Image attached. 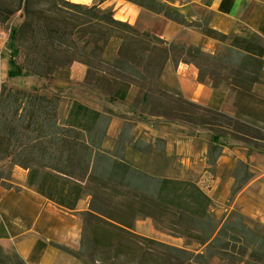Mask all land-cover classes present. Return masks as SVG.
Masks as SVG:
<instances>
[{
  "label": "trees",
  "instance_id": "1",
  "mask_svg": "<svg viewBox=\"0 0 264 264\" xmlns=\"http://www.w3.org/2000/svg\"><path fill=\"white\" fill-rule=\"evenodd\" d=\"M127 1L190 26L184 15L158 0ZM19 12L22 23L9 27L10 19ZM0 26L10 30V78L59 77L67 84L73 63L90 69L95 59L113 61L123 74L139 75L142 51L161 54L160 59H150V65L161 71L171 61L193 64L199 70V82L211 86L215 94L230 91L235 96L233 116L218 108L205 109L209 119L204 126L213 132L209 162L221 154V132L264 151V38L256 33L224 34L207 27L202 32L206 37L230 41L224 50L211 53L199 44L167 42L140 32L99 5L69 0H0ZM152 42L165 43L170 49L148 46ZM136 43L139 47L132 46ZM162 76H158L159 83ZM65 88L46 94L38 87L27 91L2 84L0 164L8 162L26 170L27 187L66 210L75 211L78 202L89 197V209L80 213L84 225L81 245L87 243L86 225L94 246L109 250L101 260L105 264H210L209 257L233 264H264V236L241 215L222 223L215 215L213 200L197 183L152 175L132 164L124 143L129 137L127 128L120 136L122 144L113 150L105 148L111 116L75 99L62 111L59 93ZM133 90V84L121 82L110 101L127 102ZM140 94L137 101H150L147 91ZM0 185L20 189L13 170L2 167ZM144 218L164 226L174 237L206 246L207 255L190 256L185 248L137 234L135 223ZM0 264L28 263L21 256L16 263L5 256Z\"/></svg>",
  "mask_w": 264,
  "mask_h": 264
},
{
  "label": "crops",
  "instance_id": "2",
  "mask_svg": "<svg viewBox=\"0 0 264 264\" xmlns=\"http://www.w3.org/2000/svg\"><path fill=\"white\" fill-rule=\"evenodd\" d=\"M69 1L83 5H99L102 9L111 10L117 20L137 26L141 30H150L167 41H175L187 35L191 37L189 44H201L206 50H214L219 45L216 40L204 36L200 31H194L172 20L164 19L160 14L127 0ZM175 1L185 2L180 10L182 15L187 16V12L193 7L210 14L209 27L224 34L251 32L264 38V0ZM195 17L192 15V18ZM76 66L84 73L85 78L87 67L80 63L73 65L71 70L74 71ZM198 74L199 70L193 64L169 63L162 81L168 87L177 89L190 101H195L204 107L218 108L231 116L235 115L236 108L231 98L232 92L225 91L223 96L215 94L211 86L198 81ZM118 120V117L113 115L108 128L104 145L110 150L122 144L120 136L123 126L118 125ZM143 126L146 135L151 134L164 141L162 158L158 155L155 143L148 145L150 146L148 150L145 149L146 142L149 144L150 141L141 134H136L135 129L139 127L134 126L128 141L124 142L127 146V159L132 164L152 175L180 180H184V174L190 169L203 165L202 179L196 183L214 203L221 208H238L243 215L259 218L264 222V166L259 164L264 153L249 154L246 148L230 143L229 146L222 145L221 154L215 163H210L208 159L212 142L211 133L207 139L204 136L197 138L196 135L186 134L182 135H186L185 137H181V131L175 124L163 127L167 128L168 133L156 130L147 123ZM238 162L246 164L249 177L235 191L239 185L237 184L238 176L235 174ZM174 167L177 169L174 170ZM13 177L20 189H6L0 185L1 245L13 247L28 264H105L85 263L80 257L65 250L77 249L81 245L84 225L80 213L89 209V197L81 199L75 211H69L40 195L35 188L27 187L26 170L15 167ZM202 183L204 186L201 185ZM143 221L153 220L151 218L137 220L134 231L139 235H142L139 224ZM163 234L161 236L158 233H152L150 237L174 245L171 240L174 237L165 234L171 239H164Z\"/></svg>",
  "mask_w": 264,
  "mask_h": 264
},
{
  "label": "rangeland",
  "instance_id": "3",
  "mask_svg": "<svg viewBox=\"0 0 264 264\" xmlns=\"http://www.w3.org/2000/svg\"><path fill=\"white\" fill-rule=\"evenodd\" d=\"M159 2L177 10L179 13H181L180 10L182 8V5L185 4V2L183 1L177 3L175 0H160ZM187 13V16H185L184 14L183 15L190 22L189 28H191L192 30L200 31L202 33L207 27H209L210 14H208L207 12H201L199 9L193 7ZM192 15H195L196 17L192 18ZM163 17L164 19H168L165 16ZM22 20L23 19L20 16V12L15 14L8 23L9 27H18L22 23ZM134 27L137 28L140 32L147 31L152 33L150 30H141L137 26ZM9 33L10 30L6 26H0V88L3 83H7L9 86L15 89H24L27 91H31L33 88L38 87L41 88L46 94H55L58 93V87H66L64 90H62V92L59 93V95L62 97V111L66 109L67 105L70 103L71 100L75 99L87 104L92 108H97L99 110H102L103 112L108 113L111 118L113 115H116L119 119L118 125L122 124L123 128L128 129V136L131 135L132 128L134 126H138L139 128L135 129L136 134H141L145 139L150 141L149 144H147L148 142H146L147 147H145V149L148 150L150 147H148V145L155 143V145H157L158 155H161V158L164 141L161 138H157L151 134L146 135V131L144 130L145 128L143 126L145 123H147L149 126H153L154 128H156V130H160L163 132L167 131L166 133H168V130L167 128H163L164 126H172L173 124L178 125V129H180L181 131V137H185L186 135H196L197 138L199 136H204L207 139L209 133H211L213 142V132H211L204 126V123H206V121L209 119V115L205 111L206 107L202 106L201 104L195 101H190L189 99L184 98L177 89L168 87L163 81H161L160 83L157 81L159 74H164L166 68L165 70L161 71V68L156 66L155 64L150 65V59L152 58L151 56H156V54L152 53V51L141 52L142 56L144 57V62L141 64L140 67L138 66L137 68L140 72L139 75H133L131 73L123 74L121 70L116 69L113 66V61L108 63H100L99 60L95 59L93 61L94 66L90 67V69L86 66L87 71L85 78L84 73L78 70L77 66L76 68H74V71L71 70L72 73H70V80L67 84H65L63 79L59 77L55 79H44L38 78L37 76L22 75L19 77L10 78L8 76V73L11 69L8 50ZM190 40V36L183 35L180 39H177L175 41H165L191 45L189 44ZM216 41L219 43V45L214 50H206L205 46L201 44L200 46L207 52L218 53L224 50L230 43V41ZM132 46L139 47L137 43ZM148 46H157L160 49H170V47L165 43L157 44L152 42L148 44ZM112 49L115 48L112 47ZM160 55L161 54L158 53V56L156 57L160 59ZM169 63L175 64V62L172 61ZM79 64L80 62L73 63V65ZM89 70L92 72H89ZM114 77L117 78V81L114 80ZM121 82H127L134 85L133 95L127 102H111V93L120 85ZM144 91H147L149 93L150 98V101L146 104L137 101L138 98L142 96L140 93ZM234 97V93H231L233 103ZM151 116H155L156 118H153ZM183 134L186 135L182 136ZM220 134L221 138L219 142L224 146H229L230 143H233L232 145H237L246 148L247 153L249 154L253 152H260L253 145L243 142L241 139L234 138L228 132H221ZM261 153H264V151H261ZM216 159L217 157L214 156L212 159L214 163ZM259 164L261 166H264V157L260 158ZM0 167L4 168L5 170L12 169L14 174L15 167H12L10 163H2L0 164ZM176 169L177 168L174 167V170ZM203 169V165H197L195 169H190L188 173L184 174V180L192 181L195 183L199 182L203 176ZM235 174L238 176L237 184H241L242 180L247 177L246 164L243 162H238L236 165ZM13 179L15 180L14 177ZM201 185L204 186V183H202ZM228 204H230V202ZM214 211L218 221H221L222 223L235 221L237 217L241 215L245 223L249 227L256 230V232L261 236H264V222L259 218L245 216L241 213L238 208H221L216 203H214ZM139 227L141 229L142 235L150 237V234L158 233L162 236V233H164V239H171L168 238L165 234L170 235L172 232L166 229L164 226H161L159 223H156L155 221H143L139 224ZM87 229L88 227L85 225L87 243L85 245H80L77 249L67 248V250L71 251L73 254H76L85 263H102L103 257L109 253V250L102 247L94 246L91 240V235L87 233ZM171 240L173 241L174 246L185 248L186 250H188L190 256H195L197 254L207 255L206 246L198 245L194 243L191 239L174 237V239ZM0 246L3 248V252L0 251V259H4L5 256H8L14 263L20 260V255L13 247L3 246L1 244ZM193 260L194 259H192L190 262L192 263ZM208 261L210 262V264H233L225 260L223 261L217 258L210 257L208 258ZM172 262L176 263L175 260H172Z\"/></svg>",
  "mask_w": 264,
  "mask_h": 264
}]
</instances>
